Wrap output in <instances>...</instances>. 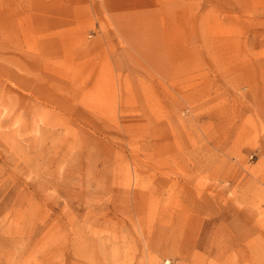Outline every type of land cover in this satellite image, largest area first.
<instances>
[{
  "label": "rangeland",
  "instance_id": "obj_1",
  "mask_svg": "<svg viewBox=\"0 0 264 264\" xmlns=\"http://www.w3.org/2000/svg\"><path fill=\"white\" fill-rule=\"evenodd\" d=\"M5 4L0 264H264V0H158L68 65Z\"/></svg>",
  "mask_w": 264,
  "mask_h": 264
},
{
  "label": "crops",
  "instance_id": "obj_2",
  "mask_svg": "<svg viewBox=\"0 0 264 264\" xmlns=\"http://www.w3.org/2000/svg\"><path fill=\"white\" fill-rule=\"evenodd\" d=\"M3 1L6 4L1 11L8 19L5 32L16 35L11 49L22 50L23 39L19 35L32 34L33 48L46 52L44 58L50 60L51 56V59H60L62 56L57 57L51 52L55 50V44L62 42L66 45V42L77 41L78 51L73 55L63 56L65 61L62 64L68 65L72 64L68 60L77 59L81 60L79 64H84L83 62L88 60L95 48H101V45L96 47L97 44H106L107 47L114 41L117 43L121 38L127 41L128 35L135 32V27L146 23L147 20V24L151 22L158 0ZM24 21H30V24L25 25ZM9 25L16 26L11 29ZM84 35H91L92 39L83 41ZM17 57L21 60L24 58ZM25 63L35 65L37 61L33 59L32 62L25 61ZM46 64L50 65L43 63ZM74 64L78 63L74 62Z\"/></svg>",
  "mask_w": 264,
  "mask_h": 264
}]
</instances>
